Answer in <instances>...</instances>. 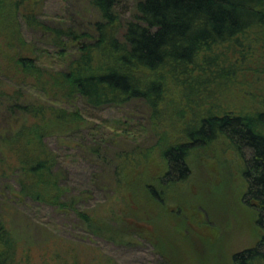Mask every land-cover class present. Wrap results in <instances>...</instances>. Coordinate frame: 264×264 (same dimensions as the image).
<instances>
[{"label":"trees","instance_id":"16d2710c","mask_svg":"<svg viewBox=\"0 0 264 264\" xmlns=\"http://www.w3.org/2000/svg\"><path fill=\"white\" fill-rule=\"evenodd\" d=\"M118 1L89 0L96 17L53 24L42 17L44 0H0V108L9 120L0 128V179L12 178L5 183L11 188L2 204L6 212H0V264H119L58 233L44 237L50 245L32 261V249L20 245L35 241L24 235L31 226L19 216L22 227L9 223L16 214L10 200L73 213L86 230L127 242L141 234L153 204H163V188L190 176V153H207L220 138L242 159L243 198L262 230L257 244L234 252L233 261H264V100L235 109L227 97L240 79L264 91V0H136L129 17ZM24 26L42 33L62 62L47 65L48 49L27 38ZM246 96L259 104L256 93ZM135 100L150 108L157 126L161 118L179 119L187 139L160 131L164 168L152 179L137 171L147 149L122 146L109 159L108 136L89 123L87 108ZM85 133L93 138L87 152L111 165L113 193L104 207L83 201L89 191L73 190L48 140L71 142Z\"/></svg>","mask_w":264,"mask_h":264},{"label":"rangeland","instance_id":"374dc122","mask_svg":"<svg viewBox=\"0 0 264 264\" xmlns=\"http://www.w3.org/2000/svg\"><path fill=\"white\" fill-rule=\"evenodd\" d=\"M135 2L136 0L118 1V9L124 17L130 16ZM96 15L97 11L89 0H44L42 7V17L53 24H78L82 20H91ZM24 32L39 47L48 49L50 57L47 65L55 66V63L57 65L62 62L54 52L56 48L45 42L47 38L42 33L26 26ZM252 83L240 79L235 84L231 94L227 96L233 108L260 106L264 100V91L261 92L256 88L257 84ZM26 90L37 94L34 88ZM251 93H256L259 104L253 99L249 102L246 100V95ZM78 104L82 108L85 106L81 101ZM87 110L90 125L102 128L105 137L108 136L111 142L109 150L113 153L108 156L109 159L122 146L138 144L140 148L144 147L143 150L147 149L149 157L137 169L139 173L145 170L144 178L152 179V173L163 171L164 161L161 159L159 145L162 129L168 131L170 139L187 140L181 133L182 123L179 119L174 116L170 119L169 116L167 119L161 118L157 122L160 125L157 126L150 108L141 100L129 102L124 107L105 106ZM7 122L9 120L0 108V128ZM101 135L97 134V137ZM48 140L67 166L73 190L89 191L88 197L83 201L90 206L104 207L113 193L114 184L109 174L111 165L108 162L97 163V158L87 152L86 146L93 138L85 133L84 136H75L71 142H64L54 135L49 136ZM189 163L190 176L176 185L164 187L165 190L163 188V204H153L152 214L147 217L149 222L144 221L145 224L140 226L141 234H135L127 242H116L94 234L81 226L75 214L63 213L50 205L29 199L10 200L15 203L16 214L13 213L8 221L22 227L18 219L21 217L30 224L31 230H26L24 235H29L35 241L31 244L21 241L20 245L32 249V261L36 263L39 251L50 245L44 237L58 233L67 239L84 243L86 249L88 245L104 251L119 264H235L234 252L257 244L262 234L256 223V210L243 198L246 183L242 159L235 150L225 146L220 138L207 153H190ZM8 181L12 182V178L0 179V212H6L2 204L7 199L6 196L11 194V188H5ZM137 205L140 207L143 203L136 199ZM258 264H264V261Z\"/></svg>","mask_w":264,"mask_h":264}]
</instances>
